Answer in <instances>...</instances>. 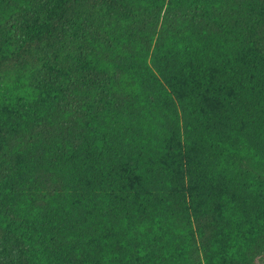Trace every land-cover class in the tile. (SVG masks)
Masks as SVG:
<instances>
[{
	"label": "trees",
	"instance_id": "1",
	"mask_svg": "<svg viewBox=\"0 0 264 264\" xmlns=\"http://www.w3.org/2000/svg\"><path fill=\"white\" fill-rule=\"evenodd\" d=\"M0 264H264V0H0Z\"/></svg>",
	"mask_w": 264,
	"mask_h": 264
}]
</instances>
